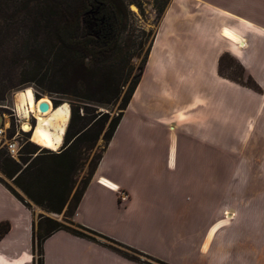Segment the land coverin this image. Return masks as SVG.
Returning <instances> with one entry per match:
<instances>
[{"label": "trees", "instance_id": "obj_1", "mask_svg": "<svg viewBox=\"0 0 264 264\" xmlns=\"http://www.w3.org/2000/svg\"><path fill=\"white\" fill-rule=\"evenodd\" d=\"M149 1L159 23L171 0ZM132 5L141 13L138 0H0V102L11 90L30 84L70 99L59 152L26 142L15 161L0 150V174L11 186L2 180L0 184L27 209L31 203L56 215L65 211L70 220L71 227L38 216L36 227L35 222L32 225V264H43L42 244L58 231L137 264H166L72 221L140 82L154 42L153 35L133 74L130 63L140 57L150 32L130 29ZM226 58V54L219 58L218 67ZM105 107L115 108V114L100 110ZM83 170L86 173L80 177ZM9 229V223H0V238Z\"/></svg>", "mask_w": 264, "mask_h": 264}, {"label": "crops", "instance_id": "obj_2", "mask_svg": "<svg viewBox=\"0 0 264 264\" xmlns=\"http://www.w3.org/2000/svg\"><path fill=\"white\" fill-rule=\"evenodd\" d=\"M186 15L191 17L184 19L182 16ZM170 19L175 20L184 36L189 37L197 30L200 33L197 41L208 50L206 64L201 71H192L190 78L219 79L217 57L223 53L242 63H252L253 52L247 51L250 43L254 44L259 38L264 40L260 34L264 33V0H171L154 41H158L159 32ZM226 30L243 41L245 47L240 49L235 42L225 39L222 32ZM197 73L200 76L196 77ZM213 90L220 94L221 84L216 82ZM206 100L207 97L191 104L186 111L177 112L180 121L187 125L183 143L210 142L209 131H206L209 127L194 125L201 118L210 117L209 109L207 113L198 109L205 107ZM197 127L201 129L196 130ZM117 128L76 208L72 217L74 223L166 264H259L258 238L252 235L251 229L242 228L229 236H218L231 224L230 219L226 220V213L235 214L234 219L241 218V221L243 215L224 207L226 203L221 202V193L216 189L189 187L188 177L193 170L188 166L180 170L176 165L178 141L176 145L169 143L163 156L159 152L150 163L146 161L133 187L127 184L129 175L122 177L114 165H106ZM126 140L136 144L135 138ZM203 156L209 160L210 152ZM144 175H148L146 180ZM180 175L184 177L185 187H180ZM195 188L206 191L207 201L201 204L195 199ZM122 195L126 199L120 201ZM4 222L9 223L10 229L0 238V264H32L33 213L0 184V223ZM180 225L187 230L182 237L178 233ZM135 233L145 235V239L135 238ZM42 253L43 264H137L64 231L46 238Z\"/></svg>", "mask_w": 264, "mask_h": 264}, {"label": "rangeland", "instance_id": "obj_3", "mask_svg": "<svg viewBox=\"0 0 264 264\" xmlns=\"http://www.w3.org/2000/svg\"><path fill=\"white\" fill-rule=\"evenodd\" d=\"M138 3L141 6V13L135 6L129 7L133 14L129 23L130 29L144 30L146 34L150 32V36L145 40L140 57L130 63L133 74L137 73V66L150 44L151 37L154 35L155 38L160 24L156 23L155 12L149 0H138ZM182 17L186 19L191 15ZM174 21L170 19L166 22V28L158 34V41L152 44L146 69L131 102L124 111L106 165H114L122 177L124 174L126 177L129 175L126 181L133 187L136 185L135 182L138 183L146 161L150 163L159 152L163 156L167 145L172 142L176 145L178 141L176 165L180 170L186 166L193 170V174L188 177L189 187L216 189L221 193V202L226 203L224 207L243 215L241 221V218L234 219L235 214H231L233 218L230 219V226L219 232L218 236H229L242 228L251 229L252 235L258 238L259 264H264V40L259 38L254 44L250 43L247 51L253 52L252 63H242L230 54L223 53L228 55V58L218 67L219 58L223 54L217 57L216 74L219 79L190 78L192 71H201L206 64L208 50L197 41L200 38L197 30L189 37L184 36ZM260 34L264 37V33ZM239 42L243 41L237 40L235 43L241 49ZM198 76L199 73L196 74V77ZM216 82L221 84L220 94L213 90ZM25 88H31L34 95L39 93L37 95L39 100L46 97L52 105L53 101H59L56 102L58 103L56 106L63 103L69 106L70 99L42 92L32 84L11 90L0 105L9 107L12 103L16 104L17 93ZM205 97H207L205 107L198 109L205 110V113L209 109L210 117L201 118L194 125L205 124L207 128L209 127L206 131H209L210 142L195 141L185 144L183 140L187 125L180 121L177 112L186 111L191 104ZM100 110L110 111V116L116 111L111 107ZM2 111L7 113L6 110ZM169 127L172 129H168ZM14 129V123L11 121L8 136ZM129 138H135L136 144L128 143L126 139ZM60 149L61 147L55 153ZM207 151L210 152L209 160L203 156ZM85 173L83 170L80 177ZM147 176L144 175L145 180ZM183 178V175H180V187H185L182 184ZM0 180L11 186V182L1 174ZM151 185L157 187L154 183ZM9 188L28 202L15 187ZM194 191L198 202L202 204L204 200L207 201L205 190L195 188ZM218 200L216 197V201ZM29 204L35 227L39 215L71 227L70 220L64 217L65 211L56 215ZM132 226L135 227V223H132ZM180 230L179 236L187 234L184 225H180ZM134 237L145 239V235L138 236L136 233ZM161 245L158 243V246ZM162 248L159 250L163 251ZM37 259L38 256L35 255L34 261Z\"/></svg>", "mask_w": 264, "mask_h": 264}, {"label": "bare ground", "instance_id": "obj_4", "mask_svg": "<svg viewBox=\"0 0 264 264\" xmlns=\"http://www.w3.org/2000/svg\"><path fill=\"white\" fill-rule=\"evenodd\" d=\"M222 36L231 41L237 42L238 38L230 31H223ZM239 46L243 47L244 43L239 42ZM40 103H45L48 109L45 113L39 114L37 108ZM16 105L19 111H22L26 116L30 112L36 118V124L30 129V140L37 146L57 151L63 141L65 129L68 124L70 109L66 103L54 107L48 98L43 97L40 100L35 99L34 92L31 88H25L16 95ZM24 130L29 131L28 125H23ZM109 187H114L107 181H102ZM228 219L232 218L230 213H226Z\"/></svg>", "mask_w": 264, "mask_h": 264}, {"label": "built area", "instance_id": "obj_5", "mask_svg": "<svg viewBox=\"0 0 264 264\" xmlns=\"http://www.w3.org/2000/svg\"><path fill=\"white\" fill-rule=\"evenodd\" d=\"M2 110H6L7 113ZM37 112L42 114L38 108ZM11 121H13L15 129L8 136L7 132L10 130ZM35 124L36 118L32 112L25 116L22 111H19L15 103H12L9 107L0 105V147L11 159L17 161L24 144L31 142L30 129ZM23 125H28L29 131L24 130ZM120 199L123 201L125 196L122 195Z\"/></svg>", "mask_w": 264, "mask_h": 264}, {"label": "water", "instance_id": "obj_6", "mask_svg": "<svg viewBox=\"0 0 264 264\" xmlns=\"http://www.w3.org/2000/svg\"><path fill=\"white\" fill-rule=\"evenodd\" d=\"M35 99L37 100L38 98L35 97ZM38 109L41 113H45L48 109V106L45 103H40Z\"/></svg>", "mask_w": 264, "mask_h": 264}]
</instances>
